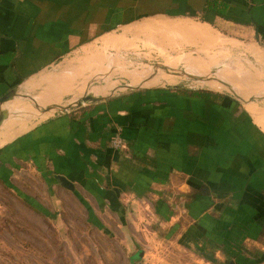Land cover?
Masks as SVG:
<instances>
[{"label": "crops", "instance_id": "0c3cea01", "mask_svg": "<svg viewBox=\"0 0 264 264\" xmlns=\"http://www.w3.org/2000/svg\"><path fill=\"white\" fill-rule=\"evenodd\" d=\"M143 18L232 25L258 50L264 43V0H0V98L16 91L0 107L10 112L0 125V188L31 201L19 187L32 175L54 208L63 195L89 218L122 225L148 211L151 231L181 239L198 264H264V131L233 92L239 101L205 88H99L102 99L81 107L39 121L19 115L46 107L35 83L62 77L61 61Z\"/></svg>", "mask_w": 264, "mask_h": 264}, {"label": "rangeland", "instance_id": "374dc122", "mask_svg": "<svg viewBox=\"0 0 264 264\" xmlns=\"http://www.w3.org/2000/svg\"><path fill=\"white\" fill-rule=\"evenodd\" d=\"M157 19L160 18H153L155 21ZM176 25L187 28L196 23L187 20L157 24L150 18H143L110 32L109 36L112 39L119 38L121 44H106L107 47L101 38L79 48L58 64L56 70L65 76L35 83V86H42L41 93L36 98L38 104L41 107H50L63 96L58 104H66L83 95L86 89L99 86H104L102 93L105 95L124 90L127 86H160L165 83L181 84L190 89L219 90L238 99L228 92L230 90L226 87V90L216 89L205 84L206 81L198 82L172 75L183 71L201 74L216 71L219 74L231 64L250 66L256 76L248 81L245 88L250 94L264 92V70L252 58L219 51V55L223 57L220 61L209 53L211 63H207L205 69L198 70V59L204 58L207 61V54L204 52L210 44L197 41L196 37L183 32V29L172 30ZM215 27L216 30L211 27L209 29L224 39L236 41L244 46L255 44L239 27ZM258 45L262 54L264 43L259 42ZM216 65L220 66L218 70ZM165 69H169L168 72ZM151 73H154L155 77L149 79ZM73 77L75 80L72 82ZM143 79L146 81L141 84ZM235 88L237 87H233L234 92ZM249 96L246 98L250 109H246L251 115L244 106L242 107L264 131V99H249ZM253 106L255 108H252ZM21 107L24 109L21 111L36 112L28 105H21L19 108ZM251 109L254 110L253 114ZM49 114H39L35 121L48 117ZM22 128L24 129V126L15 132H20ZM25 178L30 181L21 177L19 188L31 194V201L26 202L18 197V193L17 196L14 192L0 188V264H198L195 257L181 246V239L170 240L151 231L148 211L142 213L140 219L127 221L125 225L103 213H100V219H91L82 204L63 195V202L54 208L50 204L48 192L45 193L43 188L37 187L38 181L32 175ZM23 181L31 182L36 187L28 190L26 183L22 184Z\"/></svg>", "mask_w": 264, "mask_h": 264}, {"label": "bare ground", "instance_id": "6f19581e", "mask_svg": "<svg viewBox=\"0 0 264 264\" xmlns=\"http://www.w3.org/2000/svg\"><path fill=\"white\" fill-rule=\"evenodd\" d=\"M185 27L180 26V25H178V26L176 25V26H174L172 28H174V29H180V30L183 29V32H185V33L187 32V34H189L190 36L192 35V36L196 37L197 38V41L199 40L201 42H206V43L210 44L209 46L207 45L208 46V50H206L204 52L205 55L207 54V61H205L204 58L203 59H201V58L198 59L199 64H200V66L197 65L198 66V68H197L198 70L201 71L202 69H205L206 64L207 63H211L212 58H211L210 54L215 59H218V60L221 61V58L223 59V57H222L221 54L219 55V51H228V52H232V53L238 54L240 56L247 57L249 59L252 58V59L255 60V63H257L258 66H260L264 70V52H262V54H261V51H259L254 45H250V46H247L246 45V46H244L243 44L237 43L236 41L234 42L232 40L229 41L227 39H224L223 37H221V35L217 34L215 31L209 29V27L207 25L194 26V27H191V28H189V27L185 28ZM186 37H188V36H186ZM190 39H192L193 41H195L193 38H190ZM101 40H102V43L105 44L104 46H107V45L114 46L115 44H121L122 43V41L119 38H115L114 37L112 39L110 36H108V37H102ZM187 40H188V38H187ZM193 41H191V42H193ZM86 57H88V56H86ZM201 60H203V61H201ZM258 75H260V74H257V76ZM261 75H263V74H261ZM218 76H220L223 79V81L227 82L231 86L237 87V88H235L236 89L235 90L236 92H233V91H230V92H233L235 95L237 94L236 96L239 97L240 101L243 104H245L248 107V109H250V107H249V105L247 103V98L246 97L248 95H251L250 94L251 92L248 89H246L245 86H247L248 81H251L254 78V76H256V74L253 73L252 68L250 66H245V65H240V64H231L229 68H226V69L221 70L219 72ZM261 77H263V76H261ZM74 80H75V77L71 81H74ZM205 84H207V85H209V86H211L213 88H216V89H224V90H226L225 87H223L220 83H216V82H213V81H206ZM255 84H256V82H255ZM257 84H259V83H257ZM236 100L239 101L238 99H236ZM252 108H255V107L253 106ZM250 111L253 114V111L254 110L251 109ZM255 117H256V115H255ZM1 140H0V142L3 143V140L2 141Z\"/></svg>", "mask_w": 264, "mask_h": 264}, {"label": "water", "instance_id": "95a60500", "mask_svg": "<svg viewBox=\"0 0 264 264\" xmlns=\"http://www.w3.org/2000/svg\"><path fill=\"white\" fill-rule=\"evenodd\" d=\"M217 70L218 68H220V66L216 65L215 67ZM164 69V68H163ZM169 69H165V71L168 72ZM167 74V73H165ZM164 75V74H163ZM169 75V74H168ZM172 75H176V76H181L183 78H187L190 80H194V81H213V82H217L220 83L222 86L226 87L228 90L233 91V87L228 84L227 82L223 81V79L218 76L216 71H210V73L208 74H200L197 72H177V73H173ZM155 77L154 73H151L149 75V79H152ZM146 81V79H143L140 81L141 84H143ZM145 86V85H144ZM148 86H156V85H148ZM160 86H165L167 88L170 89H187L186 87H183L181 84H170V83H165V85H160ZM104 86H99V87H95V89H86L85 93L77 98H75L73 101L66 103V104H62V103H57L55 105H52L50 107H45V108H39L38 106H35L34 104V108L38 111V113L36 114H30V115H25V114H19L21 117L25 118V119H32V120H37V117L39 116V114H45V113H50V115H55L64 111H68V110H72L78 107H81L83 104H87L90 102H94L97 101L99 99H102V96L97 95L96 91L99 88H103ZM128 88H133V87H129ZM140 87V86H138ZM15 89H12L10 91H8L5 95H3L0 98V107L2 106L3 103H5L6 101L10 100L14 95H15ZM249 99H264V92H256L251 94L249 97ZM25 115V116H24ZM10 116V112H8L6 109H0V125L5 122ZM139 255L141 256L142 253H139Z\"/></svg>", "mask_w": 264, "mask_h": 264}, {"label": "built area", "instance_id": "2783aa9c", "mask_svg": "<svg viewBox=\"0 0 264 264\" xmlns=\"http://www.w3.org/2000/svg\"><path fill=\"white\" fill-rule=\"evenodd\" d=\"M123 145L122 139L119 135H115L111 140V147L114 149H120Z\"/></svg>", "mask_w": 264, "mask_h": 264}, {"label": "trees", "instance_id": "16d2710c", "mask_svg": "<svg viewBox=\"0 0 264 264\" xmlns=\"http://www.w3.org/2000/svg\"><path fill=\"white\" fill-rule=\"evenodd\" d=\"M182 92H187V91H182ZM190 93L192 95H196V96H205V97H209V96H214V93H211L209 91H205V90H194V91H190Z\"/></svg>", "mask_w": 264, "mask_h": 264}]
</instances>
